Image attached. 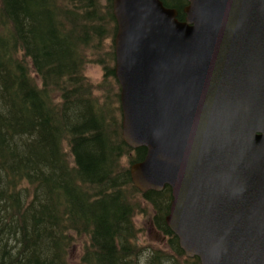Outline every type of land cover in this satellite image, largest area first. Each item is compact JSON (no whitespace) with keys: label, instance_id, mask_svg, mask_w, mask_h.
Instances as JSON below:
<instances>
[{"label":"trees","instance_id":"trees-1","mask_svg":"<svg viewBox=\"0 0 264 264\" xmlns=\"http://www.w3.org/2000/svg\"><path fill=\"white\" fill-rule=\"evenodd\" d=\"M162 1L185 19L187 0ZM116 33L113 0H0V264H137L146 206L184 255L166 224L171 187L142 192L131 178L147 149L122 136Z\"/></svg>","mask_w":264,"mask_h":264},{"label":"water","instance_id":"water-1","mask_svg":"<svg viewBox=\"0 0 264 264\" xmlns=\"http://www.w3.org/2000/svg\"><path fill=\"white\" fill-rule=\"evenodd\" d=\"M113 0L122 136L201 264H264V0Z\"/></svg>","mask_w":264,"mask_h":264},{"label":"rangeland","instance_id":"rangeland-1","mask_svg":"<svg viewBox=\"0 0 264 264\" xmlns=\"http://www.w3.org/2000/svg\"><path fill=\"white\" fill-rule=\"evenodd\" d=\"M101 2L105 3V0H101ZM85 74L93 83H98L102 79L103 70L99 65L88 64L85 68ZM151 215L152 208L146 206V211L135 217V225L138 229L137 247L141 250L140 254L134 258L136 263L148 264L150 252L160 251L161 255L165 254V263L162 262L163 264H194L195 260H186L190 257H187L185 253L184 255H177L172 251L168 236L154 227L151 221ZM69 257L72 261H80L81 251L74 248L71 250Z\"/></svg>","mask_w":264,"mask_h":264}]
</instances>
